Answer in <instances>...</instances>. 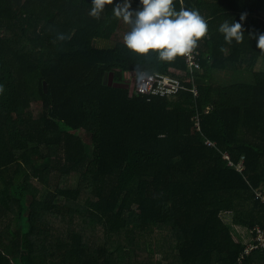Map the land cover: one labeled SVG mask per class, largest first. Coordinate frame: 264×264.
I'll list each match as a JSON object with an SVG mask.
<instances>
[{
  "label": "trees",
  "instance_id": "1",
  "mask_svg": "<svg viewBox=\"0 0 264 264\" xmlns=\"http://www.w3.org/2000/svg\"><path fill=\"white\" fill-rule=\"evenodd\" d=\"M183 6L210 32L196 48L197 96L149 99L109 81L127 83L138 61L185 71L184 57L133 54L114 39L130 26L113 5L95 19L91 0H0V264H240L246 247L221 214L264 224L253 191L264 186V0ZM224 21L242 24L243 42H225ZM215 70L238 83L213 84Z\"/></svg>",
  "mask_w": 264,
  "mask_h": 264
},
{
  "label": "clouds",
  "instance_id": "2",
  "mask_svg": "<svg viewBox=\"0 0 264 264\" xmlns=\"http://www.w3.org/2000/svg\"><path fill=\"white\" fill-rule=\"evenodd\" d=\"M139 3V10H131L129 0L115 4L114 0H91L89 15L99 19L105 6L113 5L114 15L130 26V31L123 36L125 47L140 56L156 53L159 60L167 62L174 61L178 56L191 57L198 41L210 35L205 18L198 10L185 8L183 0H180L179 11L175 10L173 0H139ZM218 30L228 44L244 40L243 27L239 22L224 21ZM69 38L58 35L59 40ZM257 48L264 49V34L258 36Z\"/></svg>",
  "mask_w": 264,
  "mask_h": 264
},
{
  "label": "built area",
  "instance_id": "3",
  "mask_svg": "<svg viewBox=\"0 0 264 264\" xmlns=\"http://www.w3.org/2000/svg\"><path fill=\"white\" fill-rule=\"evenodd\" d=\"M198 52L194 49L191 57H184L185 64L187 67V74L176 73L168 70L159 71H140L136 74L135 78L131 81L132 93H136L140 96H145L149 99L153 97L160 98H174L179 95L182 91L189 90L193 93L194 97L197 96V89L195 86V74L200 69ZM185 83L192 84V88L188 89ZM195 129L197 132L199 129V122L195 120ZM208 147H214V143L209 141L205 142ZM230 162L231 167H235L239 172L243 173L246 170L245 159L239 166H235L230 157H224ZM255 199L264 205V188H255ZM253 235V242L249 244L239 259V263L242 264L245 258L251 256L253 253L264 254V225H257L253 229H250Z\"/></svg>",
  "mask_w": 264,
  "mask_h": 264
},
{
  "label": "crops",
  "instance_id": "4",
  "mask_svg": "<svg viewBox=\"0 0 264 264\" xmlns=\"http://www.w3.org/2000/svg\"><path fill=\"white\" fill-rule=\"evenodd\" d=\"M139 9H140L139 7H133L132 10H139ZM120 34L121 35H125L123 33H120ZM114 37H117V36H114ZM137 64H138V67H140V69H142L141 71L153 72V71H159V70L163 69V68L161 69V67H159L157 65H153V64H151L149 62L138 61ZM168 71H173V72H176V73L179 72L181 74L182 73L183 74H187L188 73L187 72V67H186L185 71H176L174 69H169ZM136 74H138V73H136ZM136 74H135V76H136ZM126 77H127L128 82L125 83V84H128L131 87V81L135 77L130 78L127 75H126ZM209 79L211 80V82L213 84H216V85H227V84H231L232 82L238 83V81H239V78L236 79L234 76H232V74L224 73V72H221L219 70L212 71L211 75L209 76ZM131 93H132V90H130V94ZM229 165H230V163H229ZM253 189H255V188H253ZM254 196H255V192H254ZM256 201H258V200H256ZM234 217H235V212L234 211L223 212L221 214V219L223 220V222L225 224H227L231 228L233 236H234L236 242H241L245 247H247L249 244H251L253 242V235L250 232L251 228L235 225L233 223L234 222ZM263 225H261V226H263ZM149 248H151V246ZM259 264H264V263H259Z\"/></svg>",
  "mask_w": 264,
  "mask_h": 264
},
{
  "label": "rangeland",
  "instance_id": "5",
  "mask_svg": "<svg viewBox=\"0 0 264 264\" xmlns=\"http://www.w3.org/2000/svg\"><path fill=\"white\" fill-rule=\"evenodd\" d=\"M130 4H131V10L133 9V7H137V6H135V3L130 2ZM115 36H117V37H114V39H123L124 35L117 33ZM256 69L258 71H264V62L260 61L259 64L257 65ZM127 76L132 78V77H135V74L128 73ZM38 112H39V106L36 105V106H34V114L37 115ZM78 179H79L78 176H73V178L71 179V186H74L76 184V182L78 181ZM260 188H264V186H261ZM65 205L70 207V209L76 210L78 212H81V213L85 212L86 206L83 204L76 203L75 201L72 202V201H68V200L66 201L65 200ZM13 227L14 226L12 225V228ZM89 240H86V241L89 242ZM97 241H99L97 246H103V240L102 239L101 240L99 239ZM149 252L155 261L161 260V255L155 251V248L153 246H151V248L149 249Z\"/></svg>",
  "mask_w": 264,
  "mask_h": 264
},
{
  "label": "water",
  "instance_id": "6",
  "mask_svg": "<svg viewBox=\"0 0 264 264\" xmlns=\"http://www.w3.org/2000/svg\"><path fill=\"white\" fill-rule=\"evenodd\" d=\"M106 81H107V78H105L104 82H106ZM109 85L114 86V87L125 88L127 90H131V87L128 84H114L112 78L109 81ZM45 89H46V92H48V84L46 82H45Z\"/></svg>",
  "mask_w": 264,
  "mask_h": 264
}]
</instances>
